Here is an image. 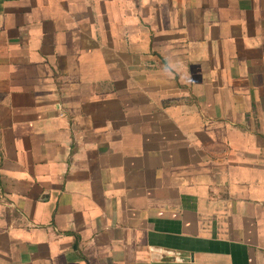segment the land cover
Masks as SVG:
<instances>
[{"label": "crops", "instance_id": "0c3cea01", "mask_svg": "<svg viewBox=\"0 0 264 264\" xmlns=\"http://www.w3.org/2000/svg\"><path fill=\"white\" fill-rule=\"evenodd\" d=\"M0 264H264V0H0Z\"/></svg>", "mask_w": 264, "mask_h": 264}]
</instances>
